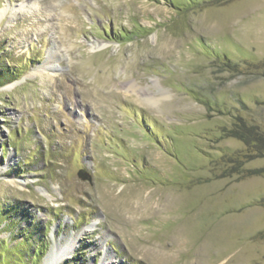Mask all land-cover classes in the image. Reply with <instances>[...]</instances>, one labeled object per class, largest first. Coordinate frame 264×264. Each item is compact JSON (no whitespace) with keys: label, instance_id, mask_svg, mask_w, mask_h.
<instances>
[{"label":"rangeland","instance_id":"obj_1","mask_svg":"<svg viewBox=\"0 0 264 264\" xmlns=\"http://www.w3.org/2000/svg\"><path fill=\"white\" fill-rule=\"evenodd\" d=\"M194 1L0 0V264H264V0Z\"/></svg>","mask_w":264,"mask_h":264},{"label":"trees","instance_id":"obj_2","mask_svg":"<svg viewBox=\"0 0 264 264\" xmlns=\"http://www.w3.org/2000/svg\"><path fill=\"white\" fill-rule=\"evenodd\" d=\"M193 2H196L192 0ZM192 2V3H193ZM197 4V2L195 3ZM192 5V4H189ZM130 35V36H129ZM134 34L132 32H129V34L120 32L118 38H123L125 36L126 39L131 38ZM226 61V60H225ZM5 74L14 73L12 72V69L5 72ZM1 75V74H0ZM13 75V74H12ZM264 77V74L262 75ZM3 77L2 75L0 78ZM8 77V76H7ZM11 79V78H10ZM10 79H5L2 85L8 84ZM223 134L226 137L235 138L239 141H241L245 149L249 154L245 155V162L257 158H264V131L260 129V127L253 125L249 122H247L244 118L237 117L235 122L232 123V126L230 129L223 128L222 130ZM241 162L238 164V166L233 167V171H238L237 174H239L241 177H253V176H263L264 175V168H256V169H244L243 167L240 168ZM258 205H264V197L259 199L257 201ZM35 255H42L44 251L40 248L34 249ZM44 255V254H43ZM42 257V256H41ZM40 257L37 258L32 264H39Z\"/></svg>","mask_w":264,"mask_h":264},{"label":"bare ground","instance_id":"obj_3","mask_svg":"<svg viewBox=\"0 0 264 264\" xmlns=\"http://www.w3.org/2000/svg\"><path fill=\"white\" fill-rule=\"evenodd\" d=\"M103 45H99V44H96L95 46H94V48H101ZM44 194H49L48 193V191L47 190H44ZM70 251H71V248H69L68 246H64L63 247V249H60V250H58V252H59V256H61L60 258L61 259H65L66 258V255L68 254H70ZM68 255H67V257H68ZM52 258H53V256H52V252H50V255L49 256H47V258L45 259V261L46 262H48V263H52Z\"/></svg>","mask_w":264,"mask_h":264}]
</instances>
